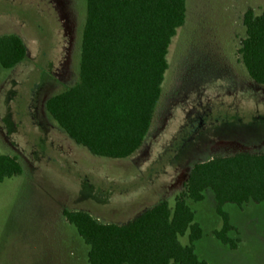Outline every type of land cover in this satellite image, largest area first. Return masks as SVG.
Instances as JSON below:
<instances>
[{
    "label": "rangeland",
    "instance_id": "374dc122",
    "mask_svg": "<svg viewBox=\"0 0 264 264\" xmlns=\"http://www.w3.org/2000/svg\"><path fill=\"white\" fill-rule=\"evenodd\" d=\"M248 8L259 14L264 0H186L150 130L130 157L112 159L76 144L45 108L78 81L85 0H0V35L19 36L26 48L15 68L0 66V152L22 167L0 182V264H88V246L65 209L123 224L159 198L172 207L195 163L264 152V86L250 79L238 54ZM212 201L207 194L188 200L202 229L198 257L264 264L263 204L223 205L236 226L231 249L213 234L221 224Z\"/></svg>",
    "mask_w": 264,
    "mask_h": 264
},
{
    "label": "trees",
    "instance_id": "16d2710c",
    "mask_svg": "<svg viewBox=\"0 0 264 264\" xmlns=\"http://www.w3.org/2000/svg\"><path fill=\"white\" fill-rule=\"evenodd\" d=\"M79 78L46 100L48 114L76 144L91 154L125 159L148 134L167 69L172 37L186 17V0H85ZM245 35L238 48L248 76L264 86V9L242 16ZM26 57L15 34L0 35V66ZM17 157L0 152V182L20 175ZM210 190L220 228L214 236L231 249L238 240L223 205L264 206V152L238 151L195 163L171 207L158 202L132 220L102 223L87 211H63L88 246V264H208L195 253L202 229L188 200L199 202ZM187 236V243L180 238Z\"/></svg>",
    "mask_w": 264,
    "mask_h": 264
},
{
    "label": "crops",
    "instance_id": "0c3cea01",
    "mask_svg": "<svg viewBox=\"0 0 264 264\" xmlns=\"http://www.w3.org/2000/svg\"><path fill=\"white\" fill-rule=\"evenodd\" d=\"M1 35H2V34H1ZM21 40H22V39H21ZM25 58H26V57H25ZM25 58H24V59H25ZM24 59H23V60H24ZM23 60H22V61H23ZM22 61H21V62H22ZM21 62H19L18 64H20ZM18 64H16V65H15L14 67H12V68H15ZM12 68H10V69H12ZM45 108H46V106H45ZM56 124H57V123H56ZM57 125H58V124H57ZM59 128H60V127H59ZM60 129H61V128H60ZM61 130H62V129H61ZM62 131H63V130H62ZM63 132H64V131H63ZM64 133H65V132H64ZM65 134H66V133H65ZM139 149H140V148H139ZM134 153H135V152H134ZM3 154H4V153H3ZM6 154H7V153H6ZM7 155H9V154H7ZM10 156H11V155H10ZM206 194H207V196L210 197L211 200H212V198H213V201H212V202H213V204L216 206V203H215V200H214L213 193H212L210 190H206L205 193H204V198H205ZM163 200H165V199H163V198H159V200H158L155 204H157L158 202H161V201H163ZM249 203H254V202H249ZM249 203L246 204V205L244 206V208H245V207H249V206H251ZM155 204H154V205H155ZM154 205H153V206H154ZM150 208H151V207H150ZM237 208H240V207H237ZM244 208H243V209H244ZM240 209H242V207H241ZM84 211H87V210H84ZM228 215H229V214H228ZM93 217H94V216H93ZM96 219H98V218H96ZM229 219H230V216H229ZM230 223H231V221H230ZM231 224H232V223H231ZM232 226H233V227H236L234 224H232Z\"/></svg>",
    "mask_w": 264,
    "mask_h": 264
}]
</instances>
